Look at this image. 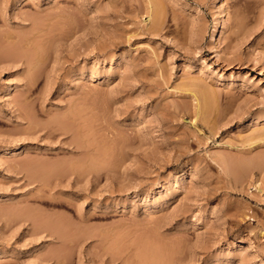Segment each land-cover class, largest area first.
I'll return each mask as SVG.
<instances>
[{"label":"rangeland","instance_id":"rangeland-1","mask_svg":"<svg viewBox=\"0 0 264 264\" xmlns=\"http://www.w3.org/2000/svg\"><path fill=\"white\" fill-rule=\"evenodd\" d=\"M17 1L0 0V264H155V246L158 264H264V0H155L154 28L150 0Z\"/></svg>","mask_w":264,"mask_h":264},{"label":"bare ground","instance_id":"bare-ground-1","mask_svg":"<svg viewBox=\"0 0 264 264\" xmlns=\"http://www.w3.org/2000/svg\"><path fill=\"white\" fill-rule=\"evenodd\" d=\"M152 2H153V3H152ZM147 3H148V2H147ZM149 3H151V4H154V3H155V4L157 5V6H154V7H155V9H154V15H152V21H153V24H152L151 26H152V28H154V25H159V22H160V20H159L160 17H159V16H160L161 12L163 11V9H161V10L159 9V8L161 7V6H160L161 4H160L159 2H156L155 0H154V1H153V0H150ZM157 3H159L160 5L157 4ZM17 4H20V0L17 1ZM152 6H153V5H152ZM152 14H153V13H152ZM221 17H222V15H221ZM30 18H31V17H30ZM33 18H34V17H33ZM35 19H37V18H35ZM35 19H33V20H34L35 23H36V20H35ZM30 20H31V19H30ZM39 20H40V19H39ZM39 20L37 19V22H39ZM31 21H32V20H31ZM34 21H33V22H34ZM158 21H159V22H158ZM40 22H41V24H42V21H40ZM157 22H158V24H156ZM31 23H32V22H31ZM33 25H34V24H33ZM37 25L39 26L40 24L38 23ZM38 26H35V27H38ZM35 27H34V28H35ZM158 28H159V27H158ZM158 28H157V29H158ZM35 30H36V29H35ZM152 30H156V28H155V29H152ZM221 30H222V19L219 18V19L216 21V23H215V25L213 26L212 31H211V33H210V41H211L212 43L216 44L217 46L219 45V39H220V33H221ZM40 31H41V30H40ZM31 32H33V34H34V31L31 30ZM41 32H42V31H41ZM37 33H39V31H37ZM155 33H156V32H155ZM35 34H36V33H35ZM32 36H33V35H32ZM28 37H30V36H28ZM63 37H64V35H63ZM63 37H61V38H63ZM22 38H23L25 41H27V40H26L27 38H26L25 36H23ZM22 38H21V40H22ZM32 38H33V37H32ZM29 39H30V38H29ZM21 40H20L19 42H21ZM30 40H31V39H30ZM29 42H31V41H29ZM25 44H27V43H25ZM28 44H29V43H28ZM32 44H33V43H32ZM23 45H24V44H22V46H23ZM27 46H28V45H27ZM27 46H26V47H27ZM29 46H31V44H30ZM21 48H22V47H21ZM24 48H25V47H24ZM22 49H23V48H22ZM22 49H21V50H22ZM26 49H29V47H27ZM21 50H20V52H21ZM23 51H24V54H23V55H25V54H27V53H25V51H28V52H29L30 50H23ZM31 51H32V50H31ZM31 51H30V52H31ZM34 53H35V52H34ZM17 54H18V53H17ZM31 54L33 55V53H31ZM36 54H37V53H36ZM23 55H22V56H23ZM28 55H29V54H28ZM17 56H19V54H18ZM19 57H21V55H20ZM19 57H18V58H19ZM25 57H26V56H25ZM25 57H24V59H25ZM34 57H35L36 59L38 58V57L35 56V55H34ZM18 58H17V59H18ZM26 58H28V56H27ZM32 58H33V56H32ZM15 60H16V59H15ZM28 60H31V59H28ZM33 60H34V58H33ZM33 60H32V61H33ZM38 60H40V59H38ZM23 61H24V62L21 61L22 64H24L26 60H23ZM17 62H18V60H17ZM19 62H20V61H19ZM19 62H18V63H19ZM36 62H37V60H36ZM38 62H39V61H38ZM40 62H41V61H40ZM40 62H39V63H40ZM26 63H27V61H26ZM33 63H34V61H33ZM30 65H32V64L30 63ZM25 66H26V65H25ZM28 66H29V64H28ZM28 66H27V67H28ZM32 66H34V65H32ZM35 66H36V65H35ZM38 66H40V65L37 64V68H39ZM27 67H26V68H27ZM30 68H31V69H30ZM29 69H30L31 71H30ZM33 69H34V72L36 71V73H35V75H36V74H37V70H35L36 67H33ZM29 71H30L31 73L33 72V71H32V67H30V66H29V68H28V70H27L28 74H29ZM34 72L32 73L33 75H34ZM26 74H27V73H26ZM29 75H31V74H29ZM90 75H91V80H92V81L104 82V81L106 80V77H102V76L99 77L98 74H95V73H94V74L92 73V74H90ZM26 77H27V76H26ZM29 77H32V79H33L34 76H29ZM25 80H26V79H25ZM28 80H29V79H28ZM30 80H31V79H30ZM30 80H29L30 83H29V82H26V84H25V85L27 86V88L25 87L26 90H27V91H25V92H28V90L30 89V86H31V85L33 86V84H34L33 81H32V80L30 81ZM33 80H34V79H33ZM32 83H33V84H32ZM27 84H28V85H27ZM29 85H30V86H29ZM32 86H31V87H32ZM197 86H200V85H197ZM200 87H203V86H200ZM205 87H206V86H205ZM208 88H211V87H208ZM31 89H32V88H31ZM197 89H198V88H197ZM203 89H204V88H203ZM212 89H213V88H212ZM216 89H218V88H216ZM194 90H195V92L197 91L196 89H194ZM201 90H202V88H201ZM205 90H206V92H205ZM205 90H204L203 92L201 91L202 93H199V94H198V95L201 94V95H200L201 98H199L200 96L198 97L197 94H196V97H197L198 99H200V100H199L200 102L197 101L196 113H195L196 116H195V115H194V116H195V118H196V117H200V119L203 117V119H205V120L208 122L207 118L210 117V113H211V111H212V109H213V106H214L215 104H218V103H215V104L213 105L212 102H211V101H212L211 96L214 94L213 96H214V98H215V96H216L215 93H216L217 91H216V92L214 91V93H213V92H212L213 90L211 91V89L208 90V89L206 88ZM207 90H208V91H207ZM209 91H211L213 94H212L211 92L209 93ZM29 92H30V90H29ZM198 92H200V91H198ZM198 92H196V93H198ZM189 93H190V92H189ZM191 93H192V92H191ZM26 95H27V94H26ZM191 95H192V94H191ZM193 95L195 96V94H193ZM217 96H218V95H217ZM217 96H216V97H217ZM218 98H219V97H218ZM218 98H216V99L218 100ZM195 99H196V98H195ZM198 99H197V100H198ZM217 100H216V101H217ZM216 101H215V102H216ZM198 102H199V103H198ZM213 103H214V102H213ZM194 107H195V106H194ZM214 108H215V107H214ZM217 108H218V106H217ZM194 110H195V109H194ZM214 111H216V110H214ZM211 114H212V113H211ZM213 114H214V113H213ZM208 115H209V116H208ZM208 119H209V118H208ZM251 120H252V123L249 124V125H250V126H256V124H258V123L260 122V116H259V115H258V116H254V118H252ZM63 122H64V121H63ZM59 123H60V122H59ZM59 123H58V124H59ZM61 123H62V122H61ZM61 123H60L59 125H61V126L64 125V123H62V124H61ZM66 123H67V122H66ZM66 123H65V126H64V127L67 126V128H69L70 125H69V124L66 125ZM57 126H58V125H57ZM61 126H59L58 129L56 128V130H59V129H60L61 131H65V132H66L67 130H64L65 128L61 129V128H60ZM46 127H47V126H46ZM55 127H56V126H55ZM54 129H55V128H54V126H53V130H54ZM70 129H71V128H70ZM70 129H69V130H70ZM262 129H264V128L262 127ZM262 129H260V130H262ZM51 130H52V129H51ZM69 130H68V131H69ZM257 130H259V129H257ZM263 131H264V130H263ZM50 132H51V131H50ZM253 132H255V131H253ZM256 132H257V131H256ZM260 132H261V131H260ZM248 133H249V132H248ZM249 134H251V133H249ZM263 134H264V133H262V136H264ZM243 135H245V134H243ZM243 135H241V136H243ZM255 136H256V137H255ZM246 137H247V138H246V141L248 140V142H249V140L257 139V138H260L261 136H260V135L257 136L256 133H255L254 136H252V135H247ZM243 140H245V139H243ZM243 140H242V141H243ZM260 140L263 141V144H264V137L260 138ZM252 141H253V140H252ZM261 141H260V142H261ZM244 142H245V141H244ZM257 142H258V141H257ZM260 142H259V143H260ZM79 143L81 144V142H79ZM246 143H247V142H246ZM252 143H256V142H252ZM247 144H249V143H247ZM261 144H262V143H261ZM78 145H79V144H78ZM78 145H77V146H78ZM81 145H82V144H81ZM250 145H252V144L250 143ZM257 145H258V144H257ZM259 145H260V144H259ZM230 146H231V144H230ZM252 146H253V145H252ZM254 146H255V145H254ZM78 147H79V146H78ZM86 147H88V146H86ZM234 147H236V146H234ZM82 148H83V147H82ZM249 148H250V146H249ZM19 149H20V148H19ZM247 149H248V148H247ZM8 150H9L8 153H12V154L18 152V151H17V150H18L17 148H9ZM247 151H248V150H247ZM253 152H254V151H253ZM257 152H258V151H257ZM226 153H229V154H230V152H226ZM250 153H251V152H250ZM254 153H255V152H254ZM221 154H222V153H221ZM221 154H220V155H221ZM229 154H228V155H229ZM259 154H262V151H261V153L259 152L258 155H259ZM263 154H264V152H263ZM217 155H218V154H217ZM228 155H227V156H228ZM221 156H222V155H221ZM248 156H249V155H248ZM250 156H251V154H250ZM254 156H255V154H254ZM256 156H257V155H256ZM260 156H262V155H260ZM223 157H224V156H223ZM237 157H239V156L237 155ZM237 157H236V156L233 157V155H232V158H235V159H233L232 161H235ZM241 157H242V156H241ZM263 157H264V155H263ZM220 158H221V157H220ZM220 158H219V159H220ZM225 158H227V157H224V159H223V158H222V159H223V160H228V159H229V158H228V159H225ZM243 158H244V160H245V157H243ZM243 158H242V159H243ZM247 158H248V157H247ZM222 159H220V161H223ZM237 159H238V158H237ZM239 159H240V157H239ZM239 159H238V160H239ZM242 159H241V161H242ZM244 160H243V162L245 163ZM250 160H251V159H250ZM253 160H254V158L252 159V162H253ZM255 160H256V159H255ZM257 160H258V159H257ZM263 160H264V159H263ZM263 160H262V161H263ZM232 161L230 162V160H229L228 163L231 164ZM246 161H249V159L246 160ZM258 161H259V160H258ZM223 162H225V161H223ZM226 162H227V161H226ZM243 162H242V163H243ZM254 162H256V161H254ZM239 163H240V162H239ZM221 164H222V162H221ZM234 164H235V162H234ZM252 164L255 165V163H252ZM252 164H251V162L249 163V165L251 166L250 170L252 169ZM263 164H264V162H263ZM222 165H224V163H223ZM235 165L238 166V162H237V161H236V164H235ZM240 165H241V164H239V166H240ZM256 165H257V164H256ZM236 166H235V167H236ZM242 166H243V164H242ZM258 166H259V165H258ZM224 167H225V166H224ZM228 167H229V166H228ZM230 167H233V166L231 165ZM230 167H229V169H230ZM262 167H264V165H262ZM225 168H226V167H225ZM242 168H243V167H242ZM247 168H248V167H247ZM253 168H254V166H253ZM97 169H98V168H97ZM97 169H96V170H97ZM233 169H234V168H232V170H233ZM232 170H231V171H232ZM240 170H241V169H240ZM240 170L237 171V169H236V172H237V173H238V172L240 173V172H241ZM250 170H249V171H250ZM242 171H243V170H242ZM246 171H247V170H246ZM246 171H245V172H246ZM97 172H98V170H97ZM232 173H233V172H232ZM234 173H235V172H234ZM248 173H250V172H248ZM248 173L246 172V174H248ZM244 174H245V173H244ZM246 174H245V175H246ZM237 175H238V174H237ZM235 176H236V175H235ZM247 176H248V175H247ZM250 176H252V174H251ZM236 177H237V176H236ZM157 190H158V189H157ZM159 192H160V190H159ZM153 246H154V245H153ZM155 247L158 248V246H155ZM148 248H149L148 250L143 251V252L146 253V252L150 251V247H148ZM151 248H153V247H151ZM156 248H153V251L151 250L152 253H153V252H154V253H153V254L150 253V255L152 256V257L149 256V257H150V260L155 258V259L157 260V261L155 260V264H156L158 261H160L161 259H164L163 262L166 261V260H165L166 258L162 257V256H164L162 250H161V251H158L159 248H158V249H156ZM161 248H162V247H161ZM162 249H165V248H162ZM165 250H166V249H165ZM151 251H150V252H151ZM161 252H162V254H161ZM145 253H142V252H141V254H145ZM166 253H167V252H166ZM141 254L139 253V260H141L140 258H142V257H140ZM167 254H168V253H167ZM145 255H146V254H145ZM145 255H144V257H145ZM148 255H149V253L147 254V256H148ZM153 255H154V257H153ZM141 256H143V255H141ZM165 256H167V258H168V255L165 254ZM144 257L142 258V260L144 259ZM145 258H146V257H145ZM168 259H169V258H168ZM169 260H170V259H169ZM169 260H167V261H169ZM143 261H145V260H143ZM146 261H149L148 258H147ZM153 261H154V260H153ZM151 262H152V261H151ZM163 262H162V263H163ZM149 263H150V261H149ZM167 263H168V262H167ZM157 264H158V263H157ZM163 264H164V263H163Z\"/></svg>","mask_w":264,"mask_h":264}]
</instances>
